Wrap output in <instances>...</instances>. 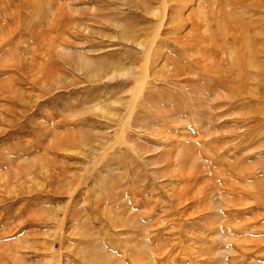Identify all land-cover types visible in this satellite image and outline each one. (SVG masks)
Wrapping results in <instances>:
<instances>
[{
	"label": "rangeland",
	"instance_id": "rangeland-1",
	"mask_svg": "<svg viewBox=\"0 0 264 264\" xmlns=\"http://www.w3.org/2000/svg\"><path fill=\"white\" fill-rule=\"evenodd\" d=\"M0 264H264V0H0Z\"/></svg>",
	"mask_w": 264,
	"mask_h": 264
},
{
	"label": "bare ground",
	"instance_id": "bare-ground-1",
	"mask_svg": "<svg viewBox=\"0 0 264 264\" xmlns=\"http://www.w3.org/2000/svg\"><path fill=\"white\" fill-rule=\"evenodd\" d=\"M155 15H157V13H156ZM125 28H126V27H125ZM135 35L137 36V33H134L133 26H132V25H129V27L126 28L125 36H126V37H128V36L133 37V36H135ZM126 37H125V38H126ZM139 46H141L140 43H139ZM90 63H91V62H90ZM118 64H119V63H118ZM91 65H92V63H91ZM119 65H120V64H119ZM126 73H128V72H126V71H125V72H123V71H122V72H116V71H115V72H113V74H112L110 77H112V76H113V78H114V77H117V76L120 77V76H122V75H125ZM96 76L99 77L100 75H99V76L96 75ZM108 77H109V76H108ZM105 78H106V77H105ZM159 238H160V237H159Z\"/></svg>",
	"mask_w": 264,
	"mask_h": 264
}]
</instances>
